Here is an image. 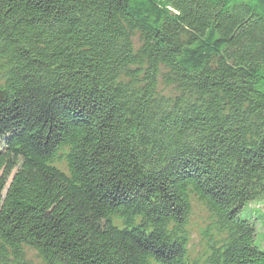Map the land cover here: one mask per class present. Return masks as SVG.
I'll return each mask as SVG.
<instances>
[{"label":"trees","instance_id":"1","mask_svg":"<svg viewBox=\"0 0 264 264\" xmlns=\"http://www.w3.org/2000/svg\"><path fill=\"white\" fill-rule=\"evenodd\" d=\"M260 200L264 0H0V264H264Z\"/></svg>","mask_w":264,"mask_h":264},{"label":"rangeland","instance_id":"2","mask_svg":"<svg viewBox=\"0 0 264 264\" xmlns=\"http://www.w3.org/2000/svg\"><path fill=\"white\" fill-rule=\"evenodd\" d=\"M263 204H264V201L260 200L258 202H252L251 206L259 207L260 205H263ZM190 220H191V224H190L191 237H190V241L188 243V248H189L190 255L192 257H198L199 252L202 249L201 235H200L199 229L197 227V221L199 220V217L194 212L192 214V216H190ZM260 231H261V229H260ZM31 255L32 256L35 255L34 250L31 251ZM33 262H34V264H46V263H43L40 258H34ZM185 263H187V262H185ZM200 264H203L202 260H201Z\"/></svg>","mask_w":264,"mask_h":264}]
</instances>
